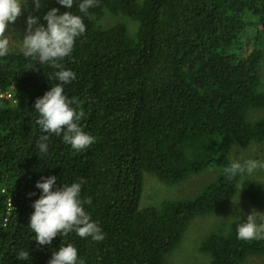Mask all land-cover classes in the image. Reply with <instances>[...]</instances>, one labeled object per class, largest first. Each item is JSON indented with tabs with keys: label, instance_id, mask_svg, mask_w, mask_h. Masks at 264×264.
<instances>
[{
	"label": "trees",
	"instance_id": "16d2710c",
	"mask_svg": "<svg viewBox=\"0 0 264 264\" xmlns=\"http://www.w3.org/2000/svg\"><path fill=\"white\" fill-rule=\"evenodd\" d=\"M79 2L70 11L83 15ZM52 7L69 10L42 0L34 11L27 0L18 30L30 13L46 24ZM89 13L86 32L61 62L76 73L64 94L83 102L80 126L96 137L80 152L62 134L50 135L47 155L38 148L45 133L35 101L57 83L49 77L58 69L35 64L20 49L0 57V264H48L69 243L85 264H173L170 253L188 223L217 212L238 188L264 208V184L239 183V175L228 180L223 172L234 146L264 141V115L251 117L264 108V0H98ZM208 169L211 181L194 195L140 207L145 175L174 186ZM50 175L57 177L53 190L85 178L81 197L92 198L84 207L101 226L102 241L73 231L37 244L29 226L41 195L35 185ZM242 222L231 220L200 240L208 264L264 259V239L237 238ZM21 250L28 260L17 259Z\"/></svg>",
	"mask_w": 264,
	"mask_h": 264
},
{
	"label": "clouds",
	"instance_id": "9594fccd",
	"mask_svg": "<svg viewBox=\"0 0 264 264\" xmlns=\"http://www.w3.org/2000/svg\"><path fill=\"white\" fill-rule=\"evenodd\" d=\"M34 11L42 6V0H32ZM68 11L60 12L59 8H50L43 16L46 24L40 23V18L29 14L26 18L25 35L22 40V53L26 58L35 59V64L50 65L58 71L53 73L57 83L50 90L35 101V111L39 114L36 124L42 133L38 140V148L42 155L48 154V144L51 134L63 135V142L80 152L92 145L96 137L85 132L80 126L84 116L82 101L77 97L69 98L64 94V85L76 79V73L65 68L63 60L71 56L76 39L86 32L83 17L92 19L89 9L98 6V0H80L79 12L70 11L75 0H58ZM27 5V0H0V57L8 55L11 47L10 32H6L10 25L20 17ZM35 64L30 65L33 67ZM257 171H264V161L258 159H233L223 169L228 180L235 177L252 175ZM57 177L50 175L41 177L35 187L41 190V195L32 207L34 212L30 216L29 226L35 234L34 239L39 246L50 245L59 234L66 237L75 232L81 238L91 237L93 241L105 238L101 226L92 220L84 205H90L92 198H82V185L86 182L80 177L77 182L63 184L53 190ZM29 195H35L30 193ZM237 228V238L242 241L264 239V212L253 208L247 214L246 220ZM29 251L21 250L18 260H28ZM48 264H85V260L78 258L77 248L69 243L61 244L58 251H53Z\"/></svg>",
	"mask_w": 264,
	"mask_h": 264
},
{
	"label": "rangeland",
	"instance_id": "374dc122",
	"mask_svg": "<svg viewBox=\"0 0 264 264\" xmlns=\"http://www.w3.org/2000/svg\"><path fill=\"white\" fill-rule=\"evenodd\" d=\"M19 17L16 22L9 26L6 32H10V49L22 50V40L25 35V29L18 30ZM129 26H133L131 22ZM26 28V27H25ZM260 76L262 80V90H264V62L261 65ZM264 115V108L255 109L251 113L253 120ZM232 159H258L264 161V141L254 142L247 146H234L231 149ZM211 171L208 169L199 175H192L183 185L178 183L174 186H168L157 180L152 174L143 177V191L140 199V207L155 206L163 199H176L179 197L192 196L206 185L212 179ZM253 180L264 184V171H257L252 175L240 176L239 183L244 180ZM255 208L264 212V208H256L250 204L240 188H238L232 197H229L222 204L217 212L205 213L192 219L186 226L180 242L172 249L169 260L173 264H208L209 257L199 249L200 240L205 234L223 227L234 219H245L247 214ZM263 257L248 256L242 264H262Z\"/></svg>",
	"mask_w": 264,
	"mask_h": 264
},
{
	"label": "built area",
	"instance_id": "2783aa9c",
	"mask_svg": "<svg viewBox=\"0 0 264 264\" xmlns=\"http://www.w3.org/2000/svg\"><path fill=\"white\" fill-rule=\"evenodd\" d=\"M5 96H6V97H10V94H9V93H8V94H5ZM7 204H8V206H10V207H11V203H10V201H8V203H7Z\"/></svg>",
	"mask_w": 264,
	"mask_h": 264
}]
</instances>
